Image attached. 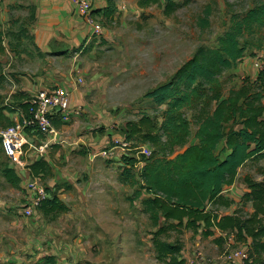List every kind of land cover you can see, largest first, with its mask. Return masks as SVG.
<instances>
[{"label":"rangeland","instance_id":"rangeland-1","mask_svg":"<svg viewBox=\"0 0 264 264\" xmlns=\"http://www.w3.org/2000/svg\"><path fill=\"white\" fill-rule=\"evenodd\" d=\"M2 2L4 0H0V6H3ZM175 3L176 8L169 15L164 12L165 0H157L146 5L147 8L144 7L136 18L116 16L109 23L112 44L109 41L100 43L93 50L95 59H91L92 55L88 56L91 74L87 77V85L90 84L93 89L85 96V103L91 105L92 110L86 108L87 112L83 114L84 107L80 104L81 113L77 119H71L66 124L68 126L64 127L63 134L62 127H54L57 134L49 138L47 146L44 143L39 146L35 140L27 144L30 151L19 155L23 149L21 146L17 153L10 155L13 169L17 166L22 168L23 164L27 169V165L38 160H45L49 167L42 175L30 177L23 187L19 184L12 186L0 176V248L11 252L14 249L22 252V258L33 259L41 253V248L46 254L45 244L49 243L54 255H46L53 262L45 264H169V258L157 257L155 239L180 246L177 259L183 260L182 264H226V252L242 250L247 253L246 246L236 242L232 232L221 233L211 228L213 234L205 236L202 234L205 230L203 225L193 231L183 224L180 228L156 234L159 227L153 226L143 209L142 201L150 197L142 187L144 165L154 157L172 158L187 146L197 144V126L191 121V134L185 146L175 148L172 154H163L155 153L154 148L142 142L137 135L128 137L127 122L137 121L143 113H147L160 126L166 104H157L146 94L171 81L199 47H216L218 38L231 27L232 17L240 19L252 6L253 0H175ZM22 6L25 5L8 4L2 26L9 24L13 32L18 30L20 34L32 19L29 11L23 10ZM206 9L209 13L208 26L200 28L198 21L205 17ZM243 40L249 42L243 58L220 75L225 97L230 90L238 89L239 79L247 77H243L244 73L251 71L250 80L254 81L253 73L257 77L264 68V26L246 35ZM23 42L31 47L26 36ZM62 65L57 62L52 64L56 69ZM0 75L3 76L2 65ZM71 77L70 85L74 80L80 90L86 77L83 83L82 80L77 81L78 77ZM0 78V105L7 106L8 112L14 111L15 97L10 92L17 81ZM99 108L106 109L113 121H100ZM93 112L95 115H92ZM116 116L119 118L116 119ZM121 143L127 147L123 148ZM108 151H112V155ZM215 152L221 158L226 155L220 147ZM17 158L20 159L15 162ZM122 158L137 162L129 167L123 164ZM125 168L130 169L125 172ZM62 170H67L68 175L74 174L71 176L73 182L68 186L64 184L67 177L62 176ZM263 173L264 153L261 157L247 160L239 168L237 180L225 189L224 196L232 198L233 203L228 207L208 204V209L215 208L219 215L230 213L235 208L250 213V205L240 202L241 195L246 191L243 177L250 175L262 180ZM56 176H60V180L54 183ZM62 186L63 195L58 191ZM40 192L41 200L55 198L62 201L66 209L44 215L35 202ZM28 210L30 213H27ZM24 247L31 250L30 255L22 249ZM197 252H201V258L197 257Z\"/></svg>","mask_w":264,"mask_h":264},{"label":"trees","instance_id":"trees-1","mask_svg":"<svg viewBox=\"0 0 264 264\" xmlns=\"http://www.w3.org/2000/svg\"><path fill=\"white\" fill-rule=\"evenodd\" d=\"M139 1L141 7L157 2ZM175 8V0H165L166 15ZM105 14L110 12L105 10ZM208 14L206 9L205 17L198 21L200 28L208 26ZM234 17L231 27L218 38L216 47H199L171 81L146 94L155 103L166 104L161 125L143 113L137 121L127 122L126 131L128 137L137 135L142 142L151 145L155 153L172 154L175 148L186 145L191 121L197 126V144L187 146L172 158L154 157L144 165L142 187L150 197L142 201L143 209L153 226L159 227L156 234L183 224L193 231L203 225L205 236L213 234L211 228L221 233L232 232L235 241L247 248L245 264H264V177L262 180L250 175L243 177L246 191L240 202L250 205V213L235 208L219 215L215 208L207 207L208 204L230 206L233 199L224 196L225 189L237 180L238 170L247 160L264 153V68L254 81L246 77L243 84L230 90L226 97L220 81V75L243 58L249 43L243 37L264 26V0H253L240 19L234 20ZM3 52L4 32L0 29V56ZM28 100L20 104L24 112L28 109ZM6 107L0 105V130L12 124V110L6 111ZM222 141L224 158L215 152ZM9 157L0 136V175L17 186L20 177ZM122 159L129 167L137 162ZM48 167L45 160L27 165L31 177L42 175ZM39 209L49 215L66 206L62 201L46 197L40 201ZM154 245L157 257L169 258V264L184 262L177 259L180 246L157 239Z\"/></svg>","mask_w":264,"mask_h":264},{"label":"crops","instance_id":"crops-1","mask_svg":"<svg viewBox=\"0 0 264 264\" xmlns=\"http://www.w3.org/2000/svg\"><path fill=\"white\" fill-rule=\"evenodd\" d=\"M13 2L25 5L22 6L23 10H28L32 15L31 23L28 25L26 24L20 34L17 33L18 30H14L13 32V30L9 28V24H7L6 27L2 26L1 22L3 16L7 15L6 6ZM2 4L3 6H0V29L4 32V52L0 56V63L2 65L3 77L15 79L17 81V84L10 92L11 95L14 94L15 99L13 101H15L16 104V107H14L15 110L10 113L13 115L21 109L20 104H22L24 99H29L39 91L53 88L56 85H64L65 88L71 92L70 110L75 106H81L80 104L84 107L83 114H86L87 110H92L91 105L85 103V96L89 95L91 89H93V86L90 84L87 85V77L91 74L88 56L92 55L91 59L94 60L93 50L97 48L100 43L104 44L105 41H109L111 42L109 44H112V39L109 36L110 30L112 29L109 23H111L116 16L120 15L123 18L126 16H133L136 18L140 16L141 12L145 9L139 6L138 0H94L92 16L101 24L103 29L100 36H93L91 25H89L78 13L75 0H4ZM19 7L20 6H18V8ZM105 10H108L110 14L106 15ZM121 25L123 26L122 22ZM116 29L120 30V28ZM24 36L30 40L31 47L28 43L23 42ZM15 41H17V44H15ZM19 43L22 48L18 46ZM54 62L63 65L56 69L52 66ZM22 63L23 67L21 68ZM246 75L248 78H251V71H248V74L244 73L243 77ZM253 75L255 79L256 73H253ZM71 76L81 78L82 83L85 80L84 77H86V82L83 83L84 86L79 87L80 90L76 88L74 80H71L73 82L72 85H70L69 79H72ZM239 80L236 86L237 88H239L244 81L243 79ZM94 107L95 109L97 108V106ZM86 108L88 109L86 110ZM99 111L101 113V115H99L100 121H113V117L106 113V109L99 108ZM92 115H95V112H93ZM117 116L116 119L119 118ZM76 117L78 116L70 115L65 120L54 117L52 119V124L55 128L62 127L63 134L64 127L68 126L66 124L71 119H77ZM64 136L65 135H63V137ZM50 137L51 136L48 137V142ZM64 138L69 141L68 138ZM39 144H41V142H38V145ZM24 145L19 155L30 151L27 148V144ZM219 147H225L224 141L217 146L216 151L219 150ZM92 149L94 150L95 148L93 147ZM43 151L45 152V149ZM19 159L20 158H17V160L14 161L17 162ZM20 167L21 166H17V169L14 170L21 179L19 184L21 187L24 183L27 184L29 182L31 176L28 169L24 168L26 167L24 164L22 168ZM62 171V176L67 177V180L64 179L66 181L64 184L68 186L71 184L70 182H73L71 176L74 174L68 175L69 173L67 170ZM87 171L89 170L87 169ZM56 177L57 179L53 180L54 183L60 180V176ZM63 190V186L59 187V194L63 195ZM45 245L47 246L46 254L53 256L52 250L49 249L50 244L47 243ZM22 249L27 251V254L30 255L29 253L31 250H27L26 247ZM40 250L41 253H38L33 259H26L22 258L23 254L20 251L12 249L11 252L1 247L0 264H45L46 262H53L49 256L42 252L43 248Z\"/></svg>","mask_w":264,"mask_h":264},{"label":"built area","instance_id":"built-area-1","mask_svg":"<svg viewBox=\"0 0 264 264\" xmlns=\"http://www.w3.org/2000/svg\"><path fill=\"white\" fill-rule=\"evenodd\" d=\"M93 1L75 0V3L79 15L91 25L92 35L100 36L103 28L92 16ZM81 80L77 78L78 82ZM28 104L26 112L19 109L16 114H10L12 124L0 131L3 147L9 156L15 152L17 153V150L24 144L34 143L35 140L47 146L48 137L56 134L52 124L54 117L65 120L70 115H80L81 113V109L78 106H75L72 111L70 110V91L62 85H56L50 90L39 91L29 98ZM121 146L123 148L127 147L124 143H121ZM33 148H35L34 145ZM108 153L112 155V151H108ZM142 153L149 152L142 151ZM41 199L40 192L35 198L36 206ZM27 213H30V210ZM196 255L201 258V252H197ZM247 255L245 251L235 250L226 252L224 254V260L226 264H245Z\"/></svg>","mask_w":264,"mask_h":264}]
</instances>
